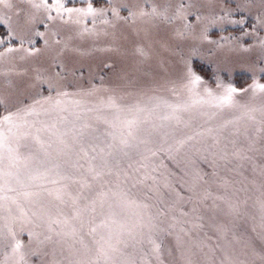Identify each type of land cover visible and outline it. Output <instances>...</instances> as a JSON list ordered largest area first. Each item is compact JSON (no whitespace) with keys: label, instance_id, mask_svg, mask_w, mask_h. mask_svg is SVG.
<instances>
[{"label":"snow or ice","instance_id":"1","mask_svg":"<svg viewBox=\"0 0 264 264\" xmlns=\"http://www.w3.org/2000/svg\"><path fill=\"white\" fill-rule=\"evenodd\" d=\"M19 2L55 9L61 19L64 13L101 11L91 3L85 9L68 8L63 0ZM167 7L140 15L165 16ZM30 22L18 23L20 31ZM0 35L12 37L11 25ZM15 51L8 47L0 58ZM186 75L190 95L181 98L173 89L175 100L140 94L139 81L130 80L126 94L136 96L131 103L112 94L89 106L67 91L70 85L59 72L47 81L37 74L31 83L0 94V248L5 249L0 264L46 256L30 247L33 236L38 246L50 243L54 256L59 248L60 258L49 264H264V95L257 96L264 84L250 85L252 96L241 104L230 84L218 85L219 93L205 87L194 98L201 77L191 67ZM45 83L49 95L40 90ZM21 87L31 103L14 99ZM95 91L81 88L79 94L91 97ZM104 107L112 110L110 117L101 113ZM228 109L240 115L223 118ZM183 149L212 169L197 168L187 200L172 195L183 188L165 164L178 165ZM192 201L200 207L184 211L182 205ZM206 218L213 222L211 235L203 232ZM17 221L20 232L24 224L32 226L23 248L13 229ZM194 232H203L202 238Z\"/></svg>","mask_w":264,"mask_h":264},{"label":"rangeland","instance_id":"2","mask_svg":"<svg viewBox=\"0 0 264 264\" xmlns=\"http://www.w3.org/2000/svg\"><path fill=\"white\" fill-rule=\"evenodd\" d=\"M8 2L14 3L15 7L9 9L6 3H0V18L4 20L0 23V32L7 33L10 24L14 35H0V39H4L0 52L8 47L17 51L0 58V94L15 91L23 83H31L37 74L47 81L57 72L70 85L67 91L77 94V99L90 101L89 106L112 94L120 103H131L136 96L126 94L130 80L139 81L140 94H157L175 100L174 89L181 98H186L190 95L186 75L189 67L201 77V82L194 86V98L195 93L204 95L205 87L219 93L218 85L230 84L238 90L234 98L242 104L249 102L252 96L250 85L254 82L264 84V45L261 44L264 40V0H63L68 8L86 9L91 3L101 11L94 15L64 13L62 19L55 9L32 8L19 0ZM34 3L38 4L40 0H34ZM180 4L183 8L177 14ZM165 5L168 6L165 16L140 15L141 12L150 13L154 6L160 10ZM18 10H22L19 17L16 15ZM49 15L54 19H49ZM26 18L31 22L21 32L18 23H23ZM35 32L43 35H34ZM21 36L24 37L22 43ZM25 50L31 51V55ZM81 88L96 91L91 97H82L79 94ZM243 89L249 91H239ZM40 90L43 95H49L46 83L40 85ZM260 95L264 93L258 92L257 96ZM14 99L31 103L28 90L23 87ZM3 112L0 108V114ZM111 112L107 107L101 109L105 116L110 117ZM236 115H240L238 110L228 109L223 118L231 119ZM160 158L164 159V156ZM176 159L178 165L175 161L165 160L167 167L175 172V184L183 188L177 186L172 195L187 200L197 168L207 173L212 169L192 163L193 158H188L185 164L183 150ZM212 191L216 192L215 186ZM182 207L189 211L200 205L192 201ZM251 211L258 212L256 208ZM204 223L203 232L211 235L213 222L206 218ZM20 227V221L13 224L23 248L29 245L27 230L32 226L24 224L23 232L19 231ZM34 231L41 232L42 229ZM203 232L193 235L199 240ZM220 242L223 243V239ZM30 247L47 255L43 258L27 256L28 264H49L60 258L58 247L54 256L52 245L38 246L35 236L31 238ZM6 250L11 251L10 248ZM4 251L0 248V260L4 259Z\"/></svg>","mask_w":264,"mask_h":264},{"label":"trees","instance_id":"3","mask_svg":"<svg viewBox=\"0 0 264 264\" xmlns=\"http://www.w3.org/2000/svg\"><path fill=\"white\" fill-rule=\"evenodd\" d=\"M183 152H184V154H185V157H188V158H193L194 160V163H196V164H200L201 166H209V165H207V164H205V163H201L199 160H197L195 157H191V156H189V153H188V151H187V149H183ZM188 159H185L184 160V162H185V164H187V161ZM192 161V160H191ZM193 163V162H192Z\"/></svg>","mask_w":264,"mask_h":264}]
</instances>
